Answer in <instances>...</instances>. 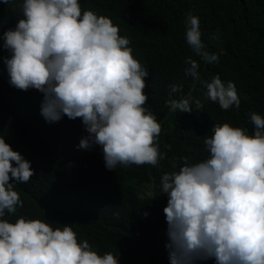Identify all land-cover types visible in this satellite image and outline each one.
Wrapping results in <instances>:
<instances>
[{
	"label": "clouds",
	"instance_id": "1",
	"mask_svg": "<svg viewBox=\"0 0 264 264\" xmlns=\"http://www.w3.org/2000/svg\"><path fill=\"white\" fill-rule=\"evenodd\" d=\"M21 11L15 30L2 36L10 54L3 59L10 86L42 93L41 115L50 124L65 115L81 119L87 134L78 150L100 146L109 171L156 167L166 159L159 151L161 125L145 107L149 72L133 57L119 26L91 10L82 12L79 0H22ZM201 37L199 17L189 14L188 46L204 62L219 63ZM185 63V75L201 83L206 99L224 111H239L234 82L225 83L218 73L202 80L199 63L191 57ZM169 87L170 95L182 92L181 85ZM166 105L170 113L193 112L185 98H170ZM249 118L251 135L246 128L216 124L203 141L206 159L192 164L181 157L179 167L174 159L171 167L178 171L161 176L170 264H264V117L251 112ZM34 175L31 163L0 137V264H119L111 252L98 255L87 239L78 242L71 225L53 229L39 219L5 218L24 206L15 186Z\"/></svg>",
	"mask_w": 264,
	"mask_h": 264
},
{
	"label": "trees",
	"instance_id": "2",
	"mask_svg": "<svg viewBox=\"0 0 264 264\" xmlns=\"http://www.w3.org/2000/svg\"><path fill=\"white\" fill-rule=\"evenodd\" d=\"M82 12L91 10L112 19L120 36L129 39L132 55L148 70L144 92L149 108L161 125L159 151L167 158L159 165L105 167L103 150H78L87 133L82 120L48 123L41 115L43 94L22 91L9 84L4 58L3 34L15 30L22 0L4 4L0 0V137L13 151L31 163L35 175L14 188L24 202L14 216L39 219L53 229L71 225L78 242L87 239L103 256L111 252L119 264H170L160 258L157 245L168 253V225L164 214L168 197L161 190V176L178 171L179 158L195 164L208 157L204 139L214 125L229 123L253 132L249 114L264 117V0H79ZM198 16L206 51L219 56V63L201 60L185 39V20ZM191 57L199 63L202 80L235 83L241 101L222 110L205 98L206 89L186 76ZM182 92L170 95V85ZM188 99L193 112L170 113L166 101ZM203 105L197 108L196 101ZM171 144V150L165 148ZM178 167L173 169L171 161ZM15 166V165H14ZM10 182L16 183L14 180ZM147 213V216H145ZM204 264H215L208 260Z\"/></svg>",
	"mask_w": 264,
	"mask_h": 264
},
{
	"label": "rangeland",
	"instance_id": "3",
	"mask_svg": "<svg viewBox=\"0 0 264 264\" xmlns=\"http://www.w3.org/2000/svg\"><path fill=\"white\" fill-rule=\"evenodd\" d=\"M0 37H1V35H0ZM0 40H1V38H0ZM157 249L159 251L161 260L163 262L170 263L169 254L167 252H165L163 249H161V247L159 245H157Z\"/></svg>",
	"mask_w": 264,
	"mask_h": 264
}]
</instances>
